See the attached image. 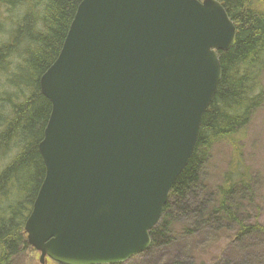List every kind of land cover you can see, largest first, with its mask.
<instances>
[{
    "label": "water",
    "instance_id": "water-1",
    "mask_svg": "<svg viewBox=\"0 0 264 264\" xmlns=\"http://www.w3.org/2000/svg\"><path fill=\"white\" fill-rule=\"evenodd\" d=\"M237 30L218 0H83L40 80L46 175L25 223L40 263L148 251Z\"/></svg>",
    "mask_w": 264,
    "mask_h": 264
},
{
    "label": "trees",
    "instance_id": "trees-1",
    "mask_svg": "<svg viewBox=\"0 0 264 264\" xmlns=\"http://www.w3.org/2000/svg\"><path fill=\"white\" fill-rule=\"evenodd\" d=\"M82 1L0 0V264H14L31 249L24 227L46 175L39 144L52 112L40 80L60 55ZM218 1L234 22L236 40L228 52H219L222 80L204 114L193 156L150 232L148 251L171 246L201 228L226 235L228 245L243 246V240L264 230L251 219L249 208L245 211L246 205L254 211L259 206L246 169L232 164L212 186L203 177L214 146L234 143L232 138L264 105V0ZM199 196L203 206L190 212L188 203ZM213 242L215 236H209L204 244ZM194 264L232 263L223 254Z\"/></svg>",
    "mask_w": 264,
    "mask_h": 264
},
{
    "label": "rangeland",
    "instance_id": "rangeland-1",
    "mask_svg": "<svg viewBox=\"0 0 264 264\" xmlns=\"http://www.w3.org/2000/svg\"><path fill=\"white\" fill-rule=\"evenodd\" d=\"M262 87L264 88V73ZM232 139L234 143L225 141L214 146L211 160L203 173L205 184L212 186L213 183H218L222 175L231 170L234 164L238 163L241 168L246 169L254 179L259 206L257 211H254L246 205L245 211L249 208L251 219L264 229V105L256 110L250 124ZM203 204V198L199 196L197 200L193 199L188 203V209L191 212L195 208L202 207ZM209 236H215L217 243H210L213 246L204 244ZM226 238L227 236L221 233L215 235L214 229L201 228L194 236H182L171 246L146 251L124 264H194L196 260L208 261L223 254L232 264H264V230L243 240L244 246L228 245ZM14 264H41L40 253L31 248ZM45 264L56 263L47 261Z\"/></svg>",
    "mask_w": 264,
    "mask_h": 264
},
{
    "label": "bare ground",
    "instance_id": "bare-ground-1",
    "mask_svg": "<svg viewBox=\"0 0 264 264\" xmlns=\"http://www.w3.org/2000/svg\"><path fill=\"white\" fill-rule=\"evenodd\" d=\"M34 1V0H33ZM40 2H41V0H40ZM39 2V3H40ZM38 3V4H39ZM253 6V5H252ZM8 7H10V6H8ZM21 7V6H20ZM29 7V6H28ZM247 7V6H246ZM254 7V6H253ZM252 8V7H251ZM257 8H258V6H257ZM254 9H256V8H254ZM238 10V9H237ZM15 11H17V10H15ZM11 12V11H10ZM2 14V13H1ZM10 14V13H9ZM262 15V14H261ZM254 17V16H253ZM1 20V19H0ZM0 37H1V35H0ZM4 40V39H3ZM5 43V42H4ZM7 45H8V43H7ZM12 54V53H11ZM8 59V58H7ZM1 62V61H0ZM10 64V63H9ZM18 64V63H17ZM6 69V68H5ZM15 69V68H14ZM5 71V70H4ZM1 72V71H0ZM13 72V71H12ZM25 97V96H24ZM24 104V103H23ZM26 109V108H25ZM25 111V110H24ZM7 114V113H6ZM22 118V117H21ZM233 133V132H232ZM228 135V134H227ZM229 189V188H228ZM248 231V230H247Z\"/></svg>",
    "mask_w": 264,
    "mask_h": 264
}]
</instances>
